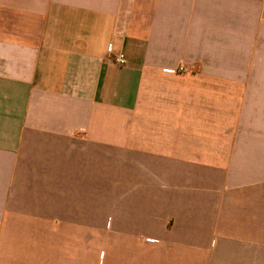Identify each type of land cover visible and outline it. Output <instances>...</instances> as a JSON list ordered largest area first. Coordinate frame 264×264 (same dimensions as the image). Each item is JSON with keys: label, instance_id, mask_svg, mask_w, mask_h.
Returning a JSON list of instances; mask_svg holds the SVG:
<instances>
[{"label": "crops", "instance_id": "crops-1", "mask_svg": "<svg viewBox=\"0 0 264 264\" xmlns=\"http://www.w3.org/2000/svg\"><path fill=\"white\" fill-rule=\"evenodd\" d=\"M0 264H264V0H0Z\"/></svg>", "mask_w": 264, "mask_h": 264}, {"label": "built area", "instance_id": "built-area-1", "mask_svg": "<svg viewBox=\"0 0 264 264\" xmlns=\"http://www.w3.org/2000/svg\"><path fill=\"white\" fill-rule=\"evenodd\" d=\"M109 50H111V48ZM115 61L119 65H125L126 64V61H125V58H124L123 55L117 56L116 59H115ZM180 71H183V68H181Z\"/></svg>", "mask_w": 264, "mask_h": 264}, {"label": "rangeland", "instance_id": "rangeland-1", "mask_svg": "<svg viewBox=\"0 0 264 264\" xmlns=\"http://www.w3.org/2000/svg\"><path fill=\"white\" fill-rule=\"evenodd\" d=\"M91 242H96V240L91 239ZM94 245H96V244H94Z\"/></svg>", "mask_w": 264, "mask_h": 264}]
</instances>
